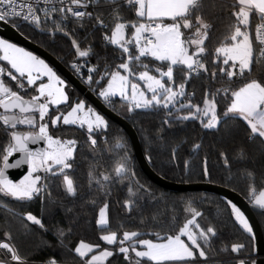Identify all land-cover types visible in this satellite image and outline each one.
Instances as JSON below:
<instances>
[{
  "label": "snow or ice",
  "instance_id": "snow-or-ice-1",
  "mask_svg": "<svg viewBox=\"0 0 264 264\" xmlns=\"http://www.w3.org/2000/svg\"><path fill=\"white\" fill-rule=\"evenodd\" d=\"M126 6L134 18L122 15ZM201 7V0H0V22L17 29L27 26L53 42L58 35L67 38L73 49L71 69L89 88L95 85L94 92L106 107L117 111L119 103L129 120L141 113L163 114L156 129L158 139L163 140L164 131L186 121H198L206 130L232 121L244 127L249 141L258 139L264 145V78H250L253 64L264 57V0H221L220 9L229 12L232 23L214 49L212 70L205 44L211 25L197 14ZM252 18L259 20L255 28L259 56L250 35ZM80 29L85 30L82 38ZM97 32L102 52L93 43ZM93 57L94 64L90 63ZM84 67L87 73L82 72ZM202 74L220 86L205 88L201 102L196 103L195 90L189 91V85ZM234 78L241 81L237 87H232ZM218 97L226 101L222 113L218 112ZM72 127L86 132L93 150L98 138H103L107 151L116 158L111 172L101 173L102 179L89 172L90 188L94 182L96 191L108 197L113 183L127 182L123 207L129 211L139 194L153 195L149 186L136 179L127 140L116 132L109 141L110 124L105 116L84 99L73 100L65 79L40 56L0 38V207L12 211L8 198L19 203L39 199L42 205L45 201L56 204L52 189L61 179L64 195L78 196V187L67 171L73 167L78 140L58 135ZM175 154L173 149L172 158ZM220 155L229 167L226 154ZM23 166L26 174L22 178H10V169ZM208 174L205 167L204 175ZM248 177V202L264 215V188L257 192L253 174L249 172ZM227 207L240 229L251 234L253 227L245 212L230 200ZM108 208L105 202L95 224L103 233L99 239L114 247L101 249L98 243L81 240L69 249L79 264H112L109 258L114 256H122L125 264H211L206 249L212 248L217 232L212 226H200L197 217L202 213L190 203L181 226L125 230L122 237L109 226ZM23 219L48 230L42 218L31 212L24 213ZM56 235L64 246L67 233L58 228ZM4 237L0 250L6 259L0 264H28L11 234L5 232ZM246 247L233 243L231 252L240 254ZM42 264L62 262L49 258ZM236 264L256 261L249 255L237 258Z\"/></svg>",
  "mask_w": 264,
  "mask_h": 264
},
{
  "label": "trees",
  "instance_id": "trees-1",
  "mask_svg": "<svg viewBox=\"0 0 264 264\" xmlns=\"http://www.w3.org/2000/svg\"><path fill=\"white\" fill-rule=\"evenodd\" d=\"M201 3L202 7L197 14L211 25L205 44L208 48V67L212 70L214 66L211 60L214 49L220 45L228 25L232 23V18L227 10L221 11V0H201ZM121 11L125 18H134V12L127 6ZM258 23V19H251L250 35L253 42H256L255 28ZM17 30L33 43L48 51L73 72L70 67L74 59L73 49L67 38L58 35L53 42L47 35L34 33L27 26ZM78 32L81 38L85 34L83 29ZM100 42L101 34L97 32L93 43L97 51L102 52ZM255 47L256 55L259 56L257 43ZM109 54V59H112L111 48H109ZM90 63H96V58L93 57ZM82 72L87 73V67H84ZM73 73L75 74V72ZM250 78H264L262 57L259 62L253 64V73ZM66 83L69 85L73 100L84 99L89 106H92L75 88L68 82ZM240 83L241 81L236 80L232 87H237ZM219 86L220 84L213 81L210 76L205 78L202 74L201 78L190 82L189 91L195 90L194 102L200 103L205 88L211 87L214 90ZM94 88L95 85L90 90L95 94ZM218 99L220 100L218 112L222 113L226 101L219 97ZM116 109L117 111L114 112L126 119L124 109L119 103L116 105ZM162 118V113H141L134 120L126 119L135 129L149 165L162 178L175 183H209L225 187L248 201V173L251 172L257 192L264 188V145H261L258 139L249 141L244 127H241L239 123L222 121L218 129L206 130L198 121H186L164 131V139L161 140L157 138L156 129L160 127ZM107 120L110 124L109 141H112V134L116 132H120L127 140L132 155V164L137 174L136 179L149 186L153 195L139 194L136 203L129 211L123 207L125 199L128 198L127 182L113 183L110 186L111 195L108 197H104L96 191L94 182L90 188L89 172L92 171L96 179H102L101 173L109 174L116 158L107 151L103 138H98V147L93 150L86 140V132L72 127L71 130L60 132L58 135L78 140L73 167L67 170L78 187V196L75 199L66 197L62 191L61 179L56 181L52 189L53 196L57 198L56 204L45 201L42 205L39 199L19 203L8 198L7 203L12 211L0 207V242H6L5 232L10 233L12 242L19 249L20 254L27 257L28 264H42L49 258H55L62 264H79V258L75 256L74 251L69 249H74L81 240L85 243H98L101 249L114 247L106 245L99 239L103 233L98 230L95 224L99 210L105 202L109 205V226L112 230L117 231L120 237L125 230L147 231L153 226H181L188 216L184 209L190 203L202 213L200 217H197L200 226L205 229L212 226L217 232V235L212 238V248L206 249L211 264H236L237 258L256 254L253 233L243 232L230 217L227 199L209 192H172L160 187L142 171L126 131L118 124ZM68 127L64 126L65 129ZM2 135L0 133V136ZM197 144L200 145L199 148L195 147ZM173 149L176 152L175 158H172L171 155ZM221 152L225 153L230 161L229 167L225 166L224 158L220 155ZM149 155L151 159L148 158ZM205 167L209 173L207 176L204 175ZM61 202L63 207L60 206ZM26 212H31L42 218L48 230L43 231L24 220L23 214ZM255 215L264 236V215L260 211H256ZM153 217L156 219L153 220ZM142 220L144 223H141ZM58 228L64 229L67 233L64 238V246L57 238ZM68 229H71L70 233H68ZM233 243H243L247 247L240 254L232 253L231 245ZM4 259H6L4 250H0V260ZM109 259L112 264H125L122 256H114Z\"/></svg>",
  "mask_w": 264,
  "mask_h": 264
},
{
  "label": "water",
  "instance_id": "water-1",
  "mask_svg": "<svg viewBox=\"0 0 264 264\" xmlns=\"http://www.w3.org/2000/svg\"><path fill=\"white\" fill-rule=\"evenodd\" d=\"M0 37L3 39H8L18 46L24 47L34 54L40 56L44 59L50 66H52L59 75L66 82H68L73 88H75L94 108H96L101 114H103L107 119L118 124L122 127L128 134L132 145L134 147L135 156L141 166L142 171L152 180L154 183L162 188L170 190L172 192H209L220 195L236 203L242 211L245 212L249 219V223L253 227V236L256 243V254L254 255L256 264H264V236L260 227V224L256 218L255 212L260 211L254 208L247 200L236 192L229 190L225 187L209 184V183H197V184H182L168 181L158 175L149 165L144 151L142 149L139 137L135 129L130 125V123L122 118L120 115L116 114L109 107H106L101 99L95 95L88 86L83 84L79 78L68 68H66L60 61H58L53 55L48 51L41 48L37 44L33 43L31 40L26 38L22 33H20L17 28L11 24H5L0 22ZM26 174V166L20 169H10L9 176L14 180H18Z\"/></svg>",
  "mask_w": 264,
  "mask_h": 264
},
{
  "label": "built area",
  "instance_id": "built-area-1",
  "mask_svg": "<svg viewBox=\"0 0 264 264\" xmlns=\"http://www.w3.org/2000/svg\"><path fill=\"white\" fill-rule=\"evenodd\" d=\"M257 43V42H256ZM258 45V44H257ZM258 47H259V45H258ZM262 59L264 60V57H262ZM75 75L79 78V80L83 83V84H85L86 86H88L87 85V83H85V81L84 80H82L76 73H75ZM254 257V256H253Z\"/></svg>",
  "mask_w": 264,
  "mask_h": 264
},
{
  "label": "rangeland",
  "instance_id": "rangeland-1",
  "mask_svg": "<svg viewBox=\"0 0 264 264\" xmlns=\"http://www.w3.org/2000/svg\"><path fill=\"white\" fill-rule=\"evenodd\" d=\"M1 38V37H0ZM93 107V106H92ZM94 108V107H93ZM96 109V108H95ZM97 110V109H96ZM98 111V110H97ZM103 115V114H102ZM106 118V117H105ZM107 119V118H106Z\"/></svg>",
  "mask_w": 264,
  "mask_h": 264
},
{
  "label": "crops",
  "instance_id": "crops-1",
  "mask_svg": "<svg viewBox=\"0 0 264 264\" xmlns=\"http://www.w3.org/2000/svg\"><path fill=\"white\" fill-rule=\"evenodd\" d=\"M256 45V42H254V46ZM61 76V75H60Z\"/></svg>",
  "mask_w": 264,
  "mask_h": 264
}]
</instances>
